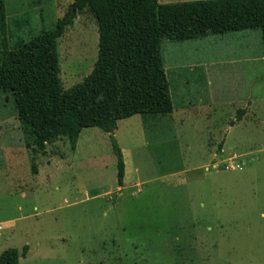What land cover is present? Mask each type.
Segmentation results:
<instances>
[{
    "label": "rangeland",
    "instance_id": "rangeland-1",
    "mask_svg": "<svg viewBox=\"0 0 264 264\" xmlns=\"http://www.w3.org/2000/svg\"><path fill=\"white\" fill-rule=\"evenodd\" d=\"M34 1L5 0L8 19L26 14L16 32L25 40L74 0ZM188 1L198 0H157ZM56 49L63 92L97 59L93 15L76 13ZM263 51L260 30L162 41L174 109L117 123L121 186L107 133L84 128L74 150L63 137L33 154L12 93L0 91V254L27 246L19 264H264V60H252ZM213 62L215 95L194 71ZM241 102L251 112L230 127Z\"/></svg>",
    "mask_w": 264,
    "mask_h": 264
},
{
    "label": "trees",
    "instance_id": "trees-1",
    "mask_svg": "<svg viewBox=\"0 0 264 264\" xmlns=\"http://www.w3.org/2000/svg\"><path fill=\"white\" fill-rule=\"evenodd\" d=\"M84 10L97 24V59L81 83L62 92L57 41L76 13ZM25 15L8 19L5 0H0V91L13 95L25 147L44 155L47 145L66 137L74 150L81 129L98 128L109 136L118 186L124 165L114 137L117 123L135 115H168L174 109L160 53L162 41L180 43L260 30L264 48V0L164 5L157 0H74L53 29H42L26 40L16 34L29 24ZM245 111L237 110L229 125L239 122ZM27 250L25 246L21 254L14 248L3 251L0 264H19Z\"/></svg>",
    "mask_w": 264,
    "mask_h": 264
},
{
    "label": "crops",
    "instance_id": "crops-1",
    "mask_svg": "<svg viewBox=\"0 0 264 264\" xmlns=\"http://www.w3.org/2000/svg\"><path fill=\"white\" fill-rule=\"evenodd\" d=\"M243 57H245L244 58L245 60L247 59L246 58L247 56H243ZM252 60H264L263 52L255 55ZM194 67H196V69L194 71L196 73L195 76H197V79L200 80V81H202V83L203 82H206V85L209 88L210 92H212V93L214 92V95H215V92L217 91V89L215 87V83H214L215 82V76L220 73V71H221L220 70L221 65L220 64H214V62H213V63L206 64L205 66L204 65L197 64ZM241 104H244V102L243 103L241 102ZM180 107H182V106H180ZM243 108L246 111H245L243 117L241 118V120L239 122H241L243 120V118H245L244 117L245 115H247L248 113L251 112V102L245 103L243 105ZM118 188L120 189L121 187H118ZM121 190H123V189H121Z\"/></svg>",
    "mask_w": 264,
    "mask_h": 264
},
{
    "label": "water",
    "instance_id": "water-1",
    "mask_svg": "<svg viewBox=\"0 0 264 264\" xmlns=\"http://www.w3.org/2000/svg\"><path fill=\"white\" fill-rule=\"evenodd\" d=\"M71 12H72V14H73V12H74L73 8L71 9Z\"/></svg>",
    "mask_w": 264,
    "mask_h": 264
}]
</instances>
